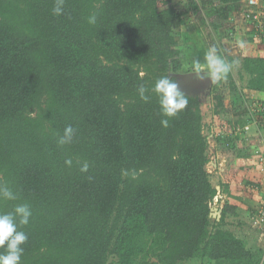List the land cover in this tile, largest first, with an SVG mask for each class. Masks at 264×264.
<instances>
[{
	"label": "trees",
	"instance_id": "16d2710c",
	"mask_svg": "<svg viewBox=\"0 0 264 264\" xmlns=\"http://www.w3.org/2000/svg\"><path fill=\"white\" fill-rule=\"evenodd\" d=\"M236 2L257 11L248 0H65L55 16L54 0H0V184L18 197L0 198V213L31 205L22 264H260L263 249L231 221L238 206L228 197L213 216L218 194H232L207 168L199 94L183 90L188 105L165 117L154 92L145 102L137 91L184 72L177 24ZM248 18L250 42L264 44ZM209 22L223 34L215 13ZM240 76L264 93V56L243 54ZM225 79L235 85L233 70ZM216 99L213 116L235 112ZM260 102L248 96L227 122L232 132L217 136L236 157L248 150L241 129ZM68 125L75 135L61 146Z\"/></svg>",
	"mask_w": 264,
	"mask_h": 264
},
{
	"label": "rangeland",
	"instance_id": "374dc122",
	"mask_svg": "<svg viewBox=\"0 0 264 264\" xmlns=\"http://www.w3.org/2000/svg\"><path fill=\"white\" fill-rule=\"evenodd\" d=\"M174 1L180 2L181 0ZM260 6L263 5L259 1V7ZM244 11L245 10L243 8L242 2L227 4L221 7L216 6L215 8H213V10L210 9L209 12H204L200 17L189 16L183 24H177L175 29L177 35L182 38L184 45L183 47L186 52L184 66L185 70L184 72L180 73L177 77L178 82L180 81L179 84L182 90H187V92L189 91L191 92L190 94H193L189 88L185 89L184 86L185 84H187V82H189V80H191L190 73L193 68V61L198 60V57H200L197 53L193 52L194 48L197 47V45L195 44L198 40L197 36H200V38L205 41V44H208V49L211 47H216L218 55L219 51H221L222 49V45L225 44V47L227 48L226 53L233 55L236 58V61H238L237 65L232 68L235 80L234 86L231 85L227 79L211 82L207 85L202 84L201 90L199 91V96L201 97L203 103L202 109L205 115L204 123L207 124L205 129V133L207 134L209 140V163L207 165V168L211 174L212 181L216 185H218L220 182H223L225 184L224 181H227L226 176H234V179L236 180L235 185H240L241 188L243 186L240 182L245 180L244 178H247L249 175H251L252 177L255 176L256 171L254 173L252 171H245V169L241 170V160H239L237 157L230 155L228 150L229 145L221 143L218 140L217 136L221 135V133H224L225 131L227 133V127L230 130V126H228L227 122H235V115H237L235 114V112L238 109L246 107L245 100L248 96L250 98L253 97L256 99L263 98L264 100V93H255L252 90L247 89V77L245 76L242 79L240 76L241 59L245 52H240V48H238V45L240 46L241 42L242 46L246 45L244 42L248 44L252 43V45L254 43L250 42V37L253 31L252 27H250L251 24L249 23V20L245 18ZM261 12H264V7L261 8ZM214 13L216 15V20L219 22L220 25H222L220 31H222L223 34L221 35H218V33L213 29V27H211L209 22V16L213 15ZM261 33H263V31H261ZM257 41L264 40L259 39ZM256 43H254V45H260L263 47L261 51H258V55L264 56V44L261 45L260 42L258 44ZM199 61L201 64L205 63H203L204 60L202 59ZM180 79H182V81ZM181 82L183 83V85L181 84ZM219 94L224 97V110H231L233 112L235 111L234 113H225V111L222 110V113L220 115L213 116L212 109L215 108V105L217 103L216 96ZM247 105H249V102H247ZM209 124L210 126L208 127ZM249 167L253 168L252 166ZM235 175L239 176L240 178L235 177ZM218 200L219 201L214 200V204L212 205L213 213H220L219 208L223 207L226 198L225 200H223V198L220 197L218 198ZM213 216L215 215L213 214ZM216 216H219V214H216ZM231 221L235 220L233 219ZM246 236H248L250 245L256 244L255 239L258 237L256 232L251 229L249 231V234H247ZM186 264H200V261L193 260L192 262H187Z\"/></svg>",
	"mask_w": 264,
	"mask_h": 264
},
{
	"label": "clouds",
	"instance_id": "9594fccd",
	"mask_svg": "<svg viewBox=\"0 0 264 264\" xmlns=\"http://www.w3.org/2000/svg\"><path fill=\"white\" fill-rule=\"evenodd\" d=\"M65 0H54L52 9L53 15L60 16L64 12ZM97 15L89 16L88 22L95 24ZM205 63L201 64L199 60L193 61V68L190 74H194L199 80H207L209 83L225 79L232 71L235 63L229 62L225 58L218 55L216 47H211L205 54ZM140 98L147 102L150 91L154 92L158 97L160 110L165 117H174L180 111L184 110L188 105V95L181 89L177 79L171 75L158 78L153 88L148 89L144 85L138 88ZM163 126L168 125V120L161 121ZM75 135V129L68 125L62 136L58 139V144L63 146L70 144ZM66 163H71L67 161ZM85 166L82 171H86ZM0 198L5 200H17V194L8 186L0 184ZM33 212L31 205L28 203L16 204L12 211L0 213V264H22L24 254L23 245L28 240V235L21 230L22 226L30 223Z\"/></svg>",
	"mask_w": 264,
	"mask_h": 264
},
{
	"label": "crops",
	"instance_id": "0c3cea01",
	"mask_svg": "<svg viewBox=\"0 0 264 264\" xmlns=\"http://www.w3.org/2000/svg\"><path fill=\"white\" fill-rule=\"evenodd\" d=\"M197 39L198 40L195 43L197 47L194 48L193 52L197 53L198 56H200L198 57V60L201 59L204 60L205 53L206 51H208V44H205V41H203V39L200 38V36H197ZM241 43L240 46L238 45V48H240L239 49L240 52L244 51L245 55H258V51H261L263 49V47L260 45L259 46L254 45L255 42L253 43V45L252 43L248 44L244 42L246 44L244 46H242ZM256 44H258V42ZM204 62L205 60L203 61V63ZM239 142L241 148L244 146V145L242 146L241 144L242 142L243 144H246V146L248 147L247 149H249L242 152L243 154L240 157H237L242 162L241 170L245 169V171H252L254 173L256 171V173L255 176L252 177L251 175H249L247 178H244L245 180L240 182L242 183L243 186L242 188L240 185L238 186L235 185L236 180L234 179V176H229V175L226 176L227 181L224 182L229 185L230 187L229 191L232 194V196H230L229 193L227 192H222V196H223L222 198L223 200H225V198L227 200V198L229 197V200L238 206L237 211L239 213V217L234 219L235 220L234 222L237 224L235 229L245 239H248V236L246 235L249 234V231L251 229L254 232H256L258 237L255 239V243L257 246L263 249V255H264V227L261 229L255 227L252 223V218H251L252 214L257 208L260 207L261 209L264 210V172L260 170L261 168L258 164L256 156L254 154L251 156V148L249 147V145L254 146L255 143V147H256V141L254 139L246 140L245 138H242ZM253 149L254 148L252 147V150ZM231 153L232 151L229 150V154L234 156ZM249 166H252L253 168H250ZM235 177H239V176L235 175ZM217 188L219 190L221 189L220 184L217 185ZM240 191H241V195H240Z\"/></svg>",
	"mask_w": 264,
	"mask_h": 264
},
{
	"label": "built area",
	"instance_id": "2783aa9c",
	"mask_svg": "<svg viewBox=\"0 0 264 264\" xmlns=\"http://www.w3.org/2000/svg\"><path fill=\"white\" fill-rule=\"evenodd\" d=\"M247 6L256 7L257 11L249 10L248 12L244 11L245 17L250 18L254 17V20L258 21V24L261 26V31L264 29L263 14L259 7V0H248ZM248 18V19H249ZM254 110V109H253ZM256 112L251 115L249 122L241 129L248 139H254L256 141L255 154L258 164L262 171L264 172V104L262 102L257 105ZM253 112V111H252ZM229 133L232 132V129L228 130ZM255 147V143H254ZM222 198V193H219L215 198L218 201V198ZM256 213L252 217L253 225L257 228L264 227V210L260 207L257 208ZM260 264H264V255L261 259Z\"/></svg>",
	"mask_w": 264,
	"mask_h": 264
},
{
	"label": "flooded vegetation",
	"instance_id": "af4514ba",
	"mask_svg": "<svg viewBox=\"0 0 264 264\" xmlns=\"http://www.w3.org/2000/svg\"><path fill=\"white\" fill-rule=\"evenodd\" d=\"M180 80L182 81V79H180ZM181 84L183 85L182 82H181ZM198 84H199V82H196L195 80H192V81L189 80V82H187V84H185L184 87H185V89L189 88L190 91H192L193 94H199V91L201 90L202 84L200 86ZM193 89H195V90H193ZM189 93H191V92H189Z\"/></svg>",
	"mask_w": 264,
	"mask_h": 264
},
{
	"label": "water",
	"instance_id": "95a60500",
	"mask_svg": "<svg viewBox=\"0 0 264 264\" xmlns=\"http://www.w3.org/2000/svg\"><path fill=\"white\" fill-rule=\"evenodd\" d=\"M190 79L191 80H195L196 82H199V86L201 85V84H203V85H207V84H209V82L207 81V80H199V79H197L196 78V76L194 75V74H190ZM215 216H216V214H219V216H220V213L219 212H217V213H213Z\"/></svg>",
	"mask_w": 264,
	"mask_h": 264
}]
</instances>
